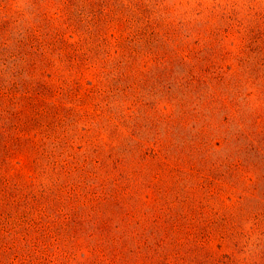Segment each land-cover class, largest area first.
I'll list each match as a JSON object with an SVG mask.
<instances>
[{
    "label": "rangeland",
    "instance_id": "rangeland-1",
    "mask_svg": "<svg viewBox=\"0 0 264 264\" xmlns=\"http://www.w3.org/2000/svg\"><path fill=\"white\" fill-rule=\"evenodd\" d=\"M0 264H264V0H0Z\"/></svg>",
    "mask_w": 264,
    "mask_h": 264
}]
</instances>
